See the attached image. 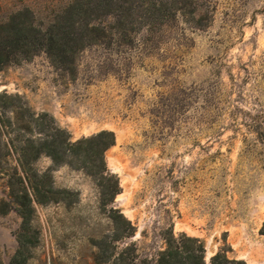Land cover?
<instances>
[{
    "label": "rangeland",
    "instance_id": "obj_1",
    "mask_svg": "<svg viewBox=\"0 0 264 264\" xmlns=\"http://www.w3.org/2000/svg\"><path fill=\"white\" fill-rule=\"evenodd\" d=\"M101 1L0 0V36L30 19L44 34L61 9ZM104 2L105 13L75 25L94 41L69 62L39 49L0 63V148L10 154L0 161V264H155L171 230L198 239L206 264L217 253L264 264V0ZM3 104L30 116L36 146L54 128L71 142L113 133L104 162L132 236L113 242L97 181L45 156L34 168L72 196L34 204L23 227L9 197L17 143Z\"/></svg>",
    "mask_w": 264,
    "mask_h": 264
},
{
    "label": "trees",
    "instance_id": "obj_2",
    "mask_svg": "<svg viewBox=\"0 0 264 264\" xmlns=\"http://www.w3.org/2000/svg\"><path fill=\"white\" fill-rule=\"evenodd\" d=\"M107 6L108 3L104 0L95 2L92 6L88 4L78 7L67 6L55 15L56 24L44 34L35 27L34 19H30L26 25L20 22L9 27L5 30L6 35L0 36V63L11 61L16 55L27 57L39 49H42L55 62H69L75 50L87 45V42L94 41L93 36L87 33L89 32L87 27L84 26L82 31L77 32L75 25L91 16L98 15L96 13L100 11L105 13ZM26 12L29 13V10ZM4 27L6 26L1 23L0 30ZM2 107L5 109L10 107L13 113L17 167L9 173L8 186L9 197L16 207L23 227L26 229L32 227L35 215L34 204L46 206L72 196V193L66 190L54 188V181L49 171L40 172L34 168L33 163L41 156H45L57 166H67L72 170L81 169L85 175L97 181L101 189V206H111L107 218L115 234L113 242H117L121 236L125 238L133 235L134 225L118 208L114 207V199L119 194L120 188L117 179L114 178L113 181V175L109 173L104 162L105 151L114 144L113 133L102 131L90 138L71 142L69 132L54 128V132L46 135L45 139L36 146L31 137L25 136L31 132L30 116L27 118L25 111L13 104H3ZM6 122L11 121L7 118ZM36 125L39 124L36 123ZM1 127L0 124V134ZM9 155L7 151L2 152L0 148V161L5 162ZM165 244L166 248L158 254L155 264H206L204 247L198 239L186 237L185 241H182L179 237H175L171 230L165 237ZM98 260L101 263L105 262L103 256H99ZM209 264L245 263L231 261L225 254L217 253L211 257Z\"/></svg>",
    "mask_w": 264,
    "mask_h": 264
}]
</instances>
